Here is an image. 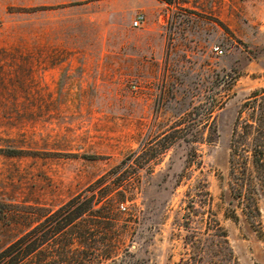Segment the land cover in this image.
<instances>
[{
    "label": "rangeland",
    "instance_id": "374dc122",
    "mask_svg": "<svg viewBox=\"0 0 264 264\" xmlns=\"http://www.w3.org/2000/svg\"><path fill=\"white\" fill-rule=\"evenodd\" d=\"M15 1L0 7V251L125 159L116 264H264V198L250 212L230 168L234 128L237 170L262 144L244 123L264 103V0L162 1L139 28L131 0Z\"/></svg>",
    "mask_w": 264,
    "mask_h": 264
},
{
    "label": "trees",
    "instance_id": "16d2710c",
    "mask_svg": "<svg viewBox=\"0 0 264 264\" xmlns=\"http://www.w3.org/2000/svg\"><path fill=\"white\" fill-rule=\"evenodd\" d=\"M249 104L248 100L244 106ZM258 110L257 114L248 113L244 123L246 133L253 128L250 120L258 123L257 139L262 142L252 150V166L245 159L241 170H237L235 128L230 147V168L235 179L231 189L255 213L260 210L259 196L264 198V103ZM126 162L122 160L84 190L41 215L0 251V264H116L128 232L120 210V203L128 198V176L125 169L117 174ZM236 180L242 181L241 186Z\"/></svg>",
    "mask_w": 264,
    "mask_h": 264
},
{
    "label": "crops",
    "instance_id": "0c3cea01",
    "mask_svg": "<svg viewBox=\"0 0 264 264\" xmlns=\"http://www.w3.org/2000/svg\"><path fill=\"white\" fill-rule=\"evenodd\" d=\"M71 1V0H67ZM15 0H0V7L6 6L9 3H14ZM26 5H58L62 3L63 0H22ZM164 3L161 0H131L130 8L132 11H144L147 17L156 13L158 15V20L160 21L163 15ZM148 15V16H147ZM156 28L159 27L158 22L154 23Z\"/></svg>",
    "mask_w": 264,
    "mask_h": 264
},
{
    "label": "built area",
    "instance_id": "2783aa9c",
    "mask_svg": "<svg viewBox=\"0 0 264 264\" xmlns=\"http://www.w3.org/2000/svg\"><path fill=\"white\" fill-rule=\"evenodd\" d=\"M146 22V14L144 11H138L135 13L132 21H131V26L134 28H139L143 23ZM214 51L217 54H222L223 50L219 46L214 47ZM120 208H123L122 205H120Z\"/></svg>",
    "mask_w": 264,
    "mask_h": 264
}]
</instances>
